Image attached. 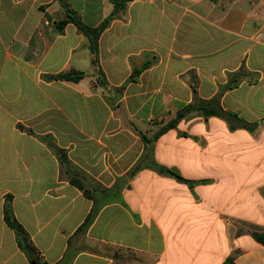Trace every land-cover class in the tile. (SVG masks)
Here are the masks:
<instances>
[{
    "label": "crops",
    "instance_id": "1",
    "mask_svg": "<svg viewBox=\"0 0 264 264\" xmlns=\"http://www.w3.org/2000/svg\"><path fill=\"white\" fill-rule=\"evenodd\" d=\"M61 2L91 27L115 7L0 0V264H31L8 200L45 264H264V0H118L101 74L73 24L56 30ZM215 96L255 128L192 112L154 137Z\"/></svg>",
    "mask_w": 264,
    "mask_h": 264
},
{
    "label": "trees",
    "instance_id": "2",
    "mask_svg": "<svg viewBox=\"0 0 264 264\" xmlns=\"http://www.w3.org/2000/svg\"><path fill=\"white\" fill-rule=\"evenodd\" d=\"M112 1L114 2V6H115L114 13H112L110 16L104 19L96 27H91L83 23V21L74 11L69 9L65 3L61 2L64 8L65 17L64 19L58 21L55 24L56 30L58 32H62L64 26L68 23H71L76 27L78 32L81 33L87 39L88 49L91 54V62L93 65L97 66L99 73L101 71L98 67V40L100 38V35L104 31V29L108 26L109 22L115 15V11L118 8L123 7L122 6L123 4L116 3L118 0H112ZM145 66H147V64L144 65V67ZM139 72H140L139 70H134L132 72V75L130 76V80L134 79L136 75L139 74ZM240 75L245 76L246 73H244L242 69H239L236 73L231 74L224 88L229 89V88H233L234 86H236L238 82V77ZM82 77H83V73L75 71V70H70L68 72L49 76L48 78L51 80L78 82ZM192 112H196L202 115L204 118H207L210 116L220 117L228 123L230 129L243 128V129L252 131L256 126V123L246 122L240 117H238V115L234 112L223 110L219 104V98L216 96L209 100H202V99L196 98L194 99L192 103L187 104L181 109H179L178 111H176L175 115L169 121H167L164 125L158 128L154 137H158L164 132H166L167 130L175 128L176 125L181 120L186 118ZM157 169L163 174L172 175L176 177L178 180L184 181V179H182L178 174H176L172 170H169L165 167L158 166V165H157ZM70 183L74 185L75 187H77L78 189L83 190L84 194L88 196V193L84 188V185L81 183V181L78 178L71 177ZM96 211H97L96 208L93 207L91 212L85 218L84 222L78 228L77 232L84 233L87 230V228L89 227V225L94 219ZM3 212H4V220L7 226L15 232L18 247L28 257L30 263L31 264H45L39 260L37 250L32 244L28 234L23 229V227L16 221L12 213V208H11L9 200L5 202ZM253 237L258 243L264 246V233H253Z\"/></svg>",
    "mask_w": 264,
    "mask_h": 264
},
{
    "label": "built area",
    "instance_id": "3",
    "mask_svg": "<svg viewBox=\"0 0 264 264\" xmlns=\"http://www.w3.org/2000/svg\"><path fill=\"white\" fill-rule=\"evenodd\" d=\"M45 24H48L47 22Z\"/></svg>",
    "mask_w": 264,
    "mask_h": 264
}]
</instances>
